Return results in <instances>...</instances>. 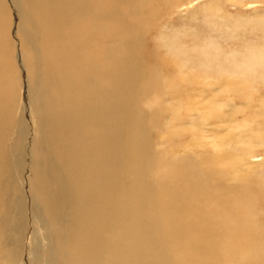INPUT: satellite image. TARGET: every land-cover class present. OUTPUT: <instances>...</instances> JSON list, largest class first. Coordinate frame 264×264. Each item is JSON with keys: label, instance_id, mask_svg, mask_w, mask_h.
<instances>
[{"label": "bare ground", "instance_id": "6f19581e", "mask_svg": "<svg viewBox=\"0 0 264 264\" xmlns=\"http://www.w3.org/2000/svg\"><path fill=\"white\" fill-rule=\"evenodd\" d=\"M178 1L0 0V264H264L260 143L220 110L264 45L163 30Z\"/></svg>", "mask_w": 264, "mask_h": 264}, {"label": "rangeland", "instance_id": "374dc122", "mask_svg": "<svg viewBox=\"0 0 264 264\" xmlns=\"http://www.w3.org/2000/svg\"><path fill=\"white\" fill-rule=\"evenodd\" d=\"M215 1L217 0H179L175 8L168 15H165L164 24L161 23L159 26L165 31H170V26L174 25L175 29L183 31V38L186 37V33L201 39L215 38L219 43V50L225 54L242 50L241 48L245 47L246 42L251 46L249 48L251 50H256L264 45V0H219V9L210 12L211 4ZM249 3H253V5ZM10 12L14 20L13 9L10 8ZM214 19L222 24L219 28ZM247 20L253 21V24L246 23ZM234 24L239 25L235 26ZM255 24L256 27L253 26ZM15 40L18 41V38L13 39L14 43ZM195 59L198 63L201 61L199 56H195ZM234 68L238 70L236 66H229L227 69L217 72L224 75L233 74ZM226 79L227 77L220 79V83L213 86L212 92L222 90L225 87ZM249 84L252 85L250 101L241 97L236 98V94L228 92L220 98V110L223 106V110L234 118L226 128L231 133L232 138L236 140L234 147L240 148L242 142L247 143L251 137L259 141L260 144L256 146L255 151L248 159L250 163H258L264 158V140L257 136L259 131L264 130V75L251 77ZM233 96L235 97L233 98ZM229 97L231 99H228ZM143 107L146 109L147 105H143ZM169 146L167 145L166 148ZM231 146L233 144L228 145V147ZM159 175L165 182L167 181L162 167ZM262 221L264 222V218ZM30 239L31 235L29 234L28 242ZM38 244L40 245L41 242L37 241V243L29 245L27 254H25L27 261L31 258L33 249L39 248Z\"/></svg>", "mask_w": 264, "mask_h": 264}]
</instances>
